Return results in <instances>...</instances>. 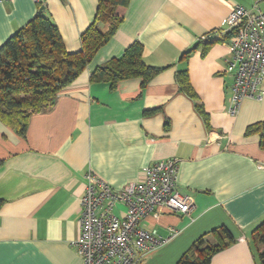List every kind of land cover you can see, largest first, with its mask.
I'll return each instance as SVG.
<instances>
[{"label":"crops","instance_id":"crops-1","mask_svg":"<svg viewBox=\"0 0 264 264\" xmlns=\"http://www.w3.org/2000/svg\"><path fill=\"white\" fill-rule=\"evenodd\" d=\"M255 4L264 12V0H129L116 10L123 22L112 39L52 109L31 116L25 136L0 122V264H81L73 242L86 174L121 189L139 180L144 167L171 158L177 160L176 189L194 207L188 217L160 207L140 222L168 240L136 264H176L200 236L219 227L235 242L209 264H259L262 247L253 233L264 222V150L258 136L245 131L264 121V85L261 100H244L235 115L228 113L231 36H225L230 10ZM40 7L66 51L77 52L97 0L2 2L0 46ZM217 33L218 41L205 40L204 53L201 44L180 59L200 38ZM134 42L142 45L145 64L165 69L143 88L139 79L115 89L90 82L97 67ZM182 70L196 100L176 84ZM123 210L119 204L113 211Z\"/></svg>","mask_w":264,"mask_h":264},{"label":"trees","instance_id":"trees-1","mask_svg":"<svg viewBox=\"0 0 264 264\" xmlns=\"http://www.w3.org/2000/svg\"><path fill=\"white\" fill-rule=\"evenodd\" d=\"M128 3L129 0H97L95 17L81 34L80 48L74 53L66 51L57 26L43 10L5 40L0 46V122L17 135L25 136L31 116L52 109L58 95L70 87L112 39L123 22L116 10ZM205 40L200 38L180 59L187 60L201 44L204 53L208 48ZM164 69L145 64L143 47L134 42L119 57L97 67L90 75V82L105 83L115 89L122 81L139 79L143 88ZM176 81L187 96L196 100L187 71H178ZM196 106L201 109L198 103ZM251 134L258 136L259 147L264 150V121L248 126L245 135ZM226 230L219 227L200 236L176 264H209L216 253L235 242ZM207 235H211L213 243L206 239ZM253 239L262 247L257 255L259 264H264V222L255 229Z\"/></svg>","mask_w":264,"mask_h":264},{"label":"built area","instance_id":"built-area-1","mask_svg":"<svg viewBox=\"0 0 264 264\" xmlns=\"http://www.w3.org/2000/svg\"><path fill=\"white\" fill-rule=\"evenodd\" d=\"M10 0H0V3ZM38 2L39 0H33ZM230 34L231 76L228 113L235 115L247 99L261 100L264 85V12L254 5L234 6L225 19ZM202 39H205L203 37ZM177 160L167 159L144 167L140 179L115 189L105 181L86 174L80 200L79 235L73 242L81 264H136L144 254L164 246L168 239L140 226L160 207L189 216L193 200L176 189ZM121 215L113 210L117 205Z\"/></svg>","mask_w":264,"mask_h":264},{"label":"water","instance_id":"water-1","mask_svg":"<svg viewBox=\"0 0 264 264\" xmlns=\"http://www.w3.org/2000/svg\"><path fill=\"white\" fill-rule=\"evenodd\" d=\"M42 10H43V7H40L38 12L42 13ZM219 39H220V37H219V35L217 33V34H214V35L208 37L207 42L213 43L215 41H218Z\"/></svg>","mask_w":264,"mask_h":264}]
</instances>
